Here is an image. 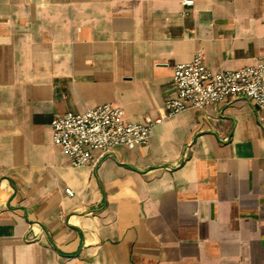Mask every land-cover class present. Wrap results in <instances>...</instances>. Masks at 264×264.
<instances>
[{"label": "crops", "instance_id": "crops-1", "mask_svg": "<svg viewBox=\"0 0 264 264\" xmlns=\"http://www.w3.org/2000/svg\"><path fill=\"white\" fill-rule=\"evenodd\" d=\"M0 0V264H264V108L165 117L74 167L51 122L164 116L173 66L264 57V0ZM70 188L73 196L65 189Z\"/></svg>", "mask_w": 264, "mask_h": 264}, {"label": "built area", "instance_id": "built-area-1", "mask_svg": "<svg viewBox=\"0 0 264 264\" xmlns=\"http://www.w3.org/2000/svg\"><path fill=\"white\" fill-rule=\"evenodd\" d=\"M184 7L193 0H182ZM175 95L164 104V116L144 123L125 118L121 108L109 103L88 108L82 113L67 112L51 122L52 143L58 146L74 167L94 162V154L107 155L117 148L143 146L153 128L165 117L187 109L202 110L210 104H225L238 97L264 108V57L255 64L235 70H211L202 62L199 51L185 63L175 64ZM73 196L70 188L65 189Z\"/></svg>", "mask_w": 264, "mask_h": 264}]
</instances>
